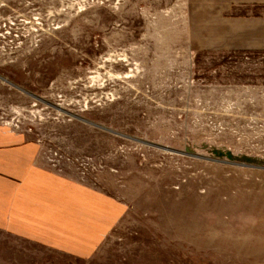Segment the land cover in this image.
I'll return each instance as SVG.
<instances>
[{
  "label": "rangeland",
  "instance_id": "1",
  "mask_svg": "<svg viewBox=\"0 0 264 264\" xmlns=\"http://www.w3.org/2000/svg\"><path fill=\"white\" fill-rule=\"evenodd\" d=\"M228 2L264 12L0 0V132L126 205L90 256L0 230V264H264V50L210 43Z\"/></svg>",
  "mask_w": 264,
  "mask_h": 264
},
{
  "label": "crops",
  "instance_id": "2",
  "mask_svg": "<svg viewBox=\"0 0 264 264\" xmlns=\"http://www.w3.org/2000/svg\"><path fill=\"white\" fill-rule=\"evenodd\" d=\"M264 11V0H244ZM211 2V1H210ZM211 4V3H208ZM216 16L224 26L214 42L264 50V12ZM36 144L0 132V230L46 248L90 256L126 211L117 197L79 183L35 161Z\"/></svg>",
  "mask_w": 264,
  "mask_h": 264
}]
</instances>
